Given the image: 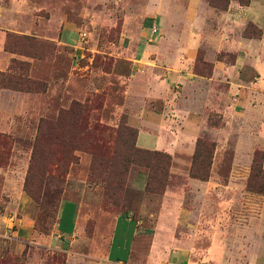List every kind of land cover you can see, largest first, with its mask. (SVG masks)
I'll return each mask as SVG.
<instances>
[{
  "label": "rangeland",
  "instance_id": "1",
  "mask_svg": "<svg viewBox=\"0 0 264 264\" xmlns=\"http://www.w3.org/2000/svg\"><path fill=\"white\" fill-rule=\"evenodd\" d=\"M255 151L261 161L264 0H0V264L64 263L62 201L78 235L138 218L142 260L152 239L176 261L180 230L213 224L231 264H264ZM18 218L31 236L14 235Z\"/></svg>",
  "mask_w": 264,
  "mask_h": 264
},
{
  "label": "crops",
  "instance_id": "2",
  "mask_svg": "<svg viewBox=\"0 0 264 264\" xmlns=\"http://www.w3.org/2000/svg\"><path fill=\"white\" fill-rule=\"evenodd\" d=\"M262 161L264 167V157ZM190 181L193 180L188 178L189 183ZM191 183L195 184L196 182ZM20 197L21 200L27 201L24 196ZM32 208L34 209V205ZM32 212L33 215L34 210ZM189 217L192 221L197 220V215L193 213ZM30 218H18L20 222L17 229L14 230V235L31 236L32 221ZM179 219L177 221H180ZM139 224L140 220L129 214L116 215L111 221L109 233L105 237H96L98 234L95 237L78 235L76 234L78 214L75 205L71 201L60 202L56 214L55 236L67 240L63 264H198L202 261L207 264H231L225 257L227 248L220 240L221 232L217 231L213 224L209 225L210 227L204 234H200L193 225L182 228L179 232L180 237L174 244L176 261L172 258L169 260L168 258L165 260L158 258L155 255V241L152 239L147 247L145 260L139 259L134 252V240L138 234ZM246 229H238L237 232H233L234 237L239 235L238 244L240 245L244 243L243 238L249 236V231ZM250 233L257 234V229L250 230ZM200 235H206L208 238L204 247H201L196 239ZM152 236L155 234L153 233Z\"/></svg>",
  "mask_w": 264,
  "mask_h": 264
},
{
  "label": "trees",
  "instance_id": "3",
  "mask_svg": "<svg viewBox=\"0 0 264 264\" xmlns=\"http://www.w3.org/2000/svg\"><path fill=\"white\" fill-rule=\"evenodd\" d=\"M78 106V105H77ZM77 110H78V113L80 114L81 112L82 113H85V111L87 110V108H86V106L85 105H79L78 106V108H77ZM94 129L95 130H97V128H96V126L94 127ZM124 130L126 131V133H128L129 135H133L132 133V130H130V129H127V128H124ZM89 143H91L90 141H89ZM126 150L128 151V152H131V153H135V152H137L138 150L137 149H135L134 147H133V145H129V146H127L126 147ZM257 153L258 152H254L253 153V159H252V163H251V165H250V170H251V172L253 171V172H255L256 174H262V175H264V167L261 165V161H262V159H263V156H261V158H260V160L261 161H258V162H256V155H257ZM164 157L165 156H167L166 154H164L163 155ZM246 187H248V189L249 190H251V191H254V192H261L263 189V186H258L257 188H253V189H251L249 186H248V183L246 184Z\"/></svg>",
  "mask_w": 264,
  "mask_h": 264
}]
</instances>
